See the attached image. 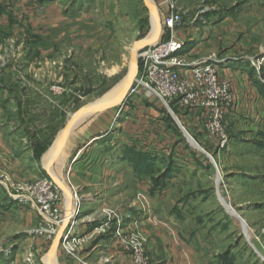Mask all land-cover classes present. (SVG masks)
I'll return each instance as SVG.
<instances>
[{
    "label": "rangeland",
    "instance_id": "rangeland-1",
    "mask_svg": "<svg viewBox=\"0 0 264 264\" xmlns=\"http://www.w3.org/2000/svg\"><path fill=\"white\" fill-rule=\"evenodd\" d=\"M152 1L161 23L157 41L172 33L185 42L182 59L214 58L217 67L226 64L233 82L247 81L253 94L234 113V123L225 118L224 147L204 128V143L188 134L173 102L146 97L135 83L127 96L109 105L107 110L120 114L123 123L137 111L157 115L156 139L150 145L137 141L138 150L125 152L123 178H140L145 187L135 194L136 215L126 236L133 234L151 264L144 231L163 223L173 230L174 242L184 241L192 251L193 264H264V0ZM162 3L167 14L174 4L181 18L173 31L162 27ZM152 27L141 0H0V264L76 260L87 241L72 248L60 243L64 253L55 248V263L52 254L43 260L63 223L55 224L64 220L59 209L66 196L49 179L41 158L82 107L127 79L133 45L149 36ZM122 137L130 140L126 133ZM208 141L215 148L209 149ZM58 179L73 190L67 173ZM45 180L63 193L47 218L38 212V194L29 191ZM221 199L244 221V230Z\"/></svg>",
    "mask_w": 264,
    "mask_h": 264
},
{
    "label": "crops",
    "instance_id": "crops-1",
    "mask_svg": "<svg viewBox=\"0 0 264 264\" xmlns=\"http://www.w3.org/2000/svg\"><path fill=\"white\" fill-rule=\"evenodd\" d=\"M160 6V12L166 16L167 6L164 3ZM217 69L219 79L227 81L236 95L235 105L226 117L232 121L231 124L235 121L236 110L250 100L253 92L247 81L233 82L226 64L219 65ZM108 107L93 116L85 115L65 145L53 155L52 165L47 164L52 173L53 168L57 179L67 173L68 182L78 195L80 208L75 214L73 202L69 210L66 200L60 207L59 212L64 217V222L57 232L63 231L62 233L69 235L71 239L87 238L86 244L78 248L73 264H132V252L121 247L119 240L114 237V232L122 222H126L127 227H130V220L136 215L135 194L145 190V187H141L140 184L143 183H140V178H123L127 173L124 156L127 151L138 150V142L150 145L156 139L158 131L154 129V123L157 115L149 110L143 113L137 111L123 123L122 116L112 114L107 110ZM180 114L183 126L178 120L177 122L182 128L191 136L197 135L202 143L207 141L203 133V114L195 111H182ZM158 124L159 127L166 128L163 121ZM123 133H126L130 140L125 141ZM215 146L212 142L208 144L209 149ZM71 156L73 158L70 160ZM104 210L111 211L114 217L109 218V212ZM165 219L169 226L173 225L171 218ZM147 226L148 229L144 228L148 239L147 252L155 264H193L194 254L183 244L184 241L174 242L173 230L171 232L164 223ZM129 229L125 231L128 233ZM56 248L59 254L64 253L60 244Z\"/></svg>",
    "mask_w": 264,
    "mask_h": 264
},
{
    "label": "built area",
    "instance_id": "built-area-1",
    "mask_svg": "<svg viewBox=\"0 0 264 264\" xmlns=\"http://www.w3.org/2000/svg\"><path fill=\"white\" fill-rule=\"evenodd\" d=\"M172 3V2H170ZM181 18L174 11V4H170L168 14L162 19V27L173 31L181 26ZM185 42L171 36L165 41L154 40L138 51L140 61V77L134 82L144 91L146 97L165 102H173L179 111L201 112L204 116L203 128L207 135L220 140L224 147L227 141L225 134V118L230 114L236 102V96L230 85L218 77L217 60L203 58L198 61L186 62L179 54L183 51ZM131 93H137L135 89ZM29 191L37 193L36 206L44 218L51 216V208L59 204L63 193L55 188L50 181H43L31 186ZM74 202V213L78 207L77 193L68 189ZM110 217V212L108 213ZM72 218L74 217L71 216ZM60 220L56 225H60ZM122 222L115 228L114 237L127 250L132 252L134 264H151V260L144 255L142 247L136 242L133 234L126 236V229L131 228ZM52 233H55L52 232ZM137 238V237H136ZM87 238L75 239L63 234L61 244L72 248L82 245Z\"/></svg>",
    "mask_w": 264,
    "mask_h": 264
},
{
    "label": "water",
    "instance_id": "water-1",
    "mask_svg": "<svg viewBox=\"0 0 264 264\" xmlns=\"http://www.w3.org/2000/svg\"><path fill=\"white\" fill-rule=\"evenodd\" d=\"M144 4V6L146 7L147 11L150 13L151 17L155 19L156 22V34L149 38V36L143 38L142 40L135 42V44L133 45L132 51H131V67H130V73L132 75V80L131 82L127 85L125 92L123 95H121L120 97L113 99V100H106V101H101V102H93L90 103L84 107H82L78 113L72 118L71 122L67 125L65 131L63 132V135L51 146L47 149L46 152H44V154L42 155L41 158V163L44 165V170L46 171V173L49 176V179L54 182L55 184H57L60 188V190L63 191V193L65 195H68V189L54 176V174L51 172L50 168L47 166V159H49L51 156H53L55 153H57L64 145L65 143L68 141L69 137L71 136L72 131L75 129V127L77 126V124L79 123V121L85 116L87 115L89 112H91V110H99V109H103L109 105L115 104L116 102L120 101L124 95H128V92L134 82V79L137 75V70H138V51L141 47L143 46H147L149 44V41L151 39H156L157 35L160 33V29H161V23H160V19L159 16L157 14V11L155 9L154 3L152 0H141ZM173 120L178 124L179 123L176 121V119L172 116ZM180 128V127H179ZM181 130V129H180ZM182 132V131H181ZM183 133V132H182ZM184 135V134H183ZM184 137L187 139V141L192 145L191 141L194 143L192 146L195 147L197 150H199L200 152L204 153L199 147H196L195 142L191 139V137H186L184 135ZM211 161H213V159H210ZM72 198L70 197L67 201V206H68V210L71 208L72 205ZM224 206V205H223ZM230 210L233 211V215L236 216L240 222L242 223L243 226V230H244V221L237 215V213L231 209V207L229 206ZM68 217V216H67ZM66 220L67 221V218ZM63 231H60L59 233L56 234L55 239L53 241V244L51 246L50 250H54L55 248L61 243L62 237H63Z\"/></svg>",
    "mask_w": 264,
    "mask_h": 264
},
{
    "label": "bare ground",
    "instance_id": "bare-ground-1",
    "mask_svg": "<svg viewBox=\"0 0 264 264\" xmlns=\"http://www.w3.org/2000/svg\"><path fill=\"white\" fill-rule=\"evenodd\" d=\"M152 31L150 32V34H149V38H151V37H153L155 34H156V28H155V26H156V22H155V19L154 18H152ZM152 40H154V39H151L150 41H149V44H151V43H153L154 41H152ZM156 40V39H155ZM152 41V42H151ZM193 41V40H192ZM151 42V43H150ZM131 80H132V75H131V73H130V71H129V74H128V77H127V79L121 84V86L119 87V88H117L116 90H114L111 94H109V95H106L104 98H102L101 100H99L98 102H101V101H106V100H113V99H116V98H118V97H120L121 95H123L124 94V92H125V89H126V87H127V85L131 82ZM183 130V129H182ZM48 160V159H47ZM47 162V161H46ZM66 196V200L68 201V199L71 197V195H70V193L68 192V195H65ZM221 201H222V204L226 207V209H228V210H230V208H229V205L226 203V202H224V200H222L221 199ZM74 203V202H73ZM231 213L232 214H234L233 213V211L231 210ZM75 214V213H74ZM244 225V228H245V224H243ZM49 253L50 254H48L43 260H44V262L46 263L47 262V260H48V256H50L51 254H52V257H53V262H54V250H50L49 251ZM55 263V262H54Z\"/></svg>",
    "mask_w": 264,
    "mask_h": 264
}]
</instances>
